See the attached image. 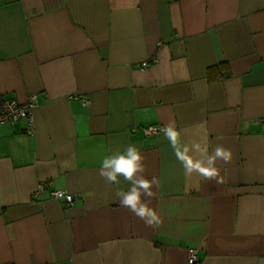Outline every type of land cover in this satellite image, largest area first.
I'll return each instance as SVG.
<instances>
[{"label": "crops", "instance_id": "obj_1", "mask_svg": "<svg viewBox=\"0 0 264 264\" xmlns=\"http://www.w3.org/2000/svg\"><path fill=\"white\" fill-rule=\"evenodd\" d=\"M31 94L33 132L0 125V264H264V0H0V109ZM171 121L231 150L223 183L142 132ZM130 143L157 228L99 175Z\"/></svg>", "mask_w": 264, "mask_h": 264}, {"label": "clouds", "instance_id": "obj_2", "mask_svg": "<svg viewBox=\"0 0 264 264\" xmlns=\"http://www.w3.org/2000/svg\"><path fill=\"white\" fill-rule=\"evenodd\" d=\"M163 131L186 176L196 174L209 182H224L217 161L230 163L233 156L230 149L217 145L209 152L206 140L194 139L184 142L181 139V130L176 127L174 121L165 125ZM144 159L139 149L130 143L122 150L118 149L115 154L105 156L99 168V175L107 184L117 186L115 196L122 208L144 221L147 227L157 228L162 220L150 204L156 196L153 189L159 185L155 176L149 179L144 175ZM121 178L128 183L127 189L120 186Z\"/></svg>", "mask_w": 264, "mask_h": 264}, {"label": "built area", "instance_id": "obj_3", "mask_svg": "<svg viewBox=\"0 0 264 264\" xmlns=\"http://www.w3.org/2000/svg\"><path fill=\"white\" fill-rule=\"evenodd\" d=\"M143 68L149 66L148 63L144 62L141 64ZM83 104H87V101L82 97ZM38 106V96L31 94L27 96L25 102H18L15 99H7L3 101L0 109V125L10 124L16 125L20 121L24 120L27 124V133L31 134L33 132V110ZM164 127L160 125H153L142 128V132L145 136H155L159 134H164ZM45 192L44 182L38 183L35 190V199L42 200V194ZM50 197L64 205H71L73 203V197L63 191L55 190L51 191ZM188 264H197V252L196 250H188L186 257Z\"/></svg>", "mask_w": 264, "mask_h": 264}]
</instances>
